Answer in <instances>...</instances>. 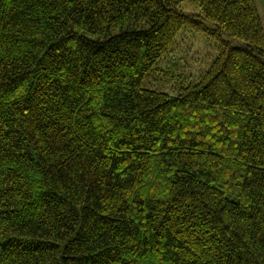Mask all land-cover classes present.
Segmentation results:
<instances>
[{
	"label": "trees",
	"instance_id": "1",
	"mask_svg": "<svg viewBox=\"0 0 264 264\" xmlns=\"http://www.w3.org/2000/svg\"><path fill=\"white\" fill-rule=\"evenodd\" d=\"M0 264H264L255 0H0Z\"/></svg>",
	"mask_w": 264,
	"mask_h": 264
},
{
	"label": "rangeland",
	"instance_id": "2",
	"mask_svg": "<svg viewBox=\"0 0 264 264\" xmlns=\"http://www.w3.org/2000/svg\"><path fill=\"white\" fill-rule=\"evenodd\" d=\"M255 1L264 26V0ZM181 7L188 13L196 14L199 12L197 6L189 3H184ZM184 31L185 30H183L180 35L184 33ZM200 34L201 35L191 37L189 33H184L179 38L180 44L167 56V58L161 61V67L166 68V72H168L170 76L173 71H175V64L179 67L178 76L181 75L180 71L185 72L186 70L189 75V77H186L188 81L197 80L196 77L201 72L208 69L219 52L220 44L215 37L209 36L206 33ZM187 64L189 65L186 66ZM160 77H163L162 73L157 75L158 80L161 79Z\"/></svg>",
	"mask_w": 264,
	"mask_h": 264
}]
</instances>
